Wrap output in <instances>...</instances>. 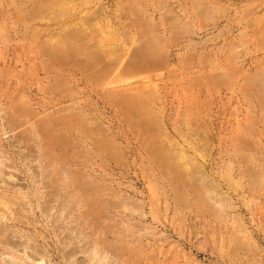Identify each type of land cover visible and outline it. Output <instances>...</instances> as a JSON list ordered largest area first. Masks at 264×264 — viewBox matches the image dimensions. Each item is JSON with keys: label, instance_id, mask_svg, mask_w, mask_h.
<instances>
[{"label": "rangeland", "instance_id": "rangeland-1", "mask_svg": "<svg viewBox=\"0 0 264 264\" xmlns=\"http://www.w3.org/2000/svg\"><path fill=\"white\" fill-rule=\"evenodd\" d=\"M0 264H264V0H0Z\"/></svg>", "mask_w": 264, "mask_h": 264}, {"label": "bare ground", "instance_id": "bare-ground-1", "mask_svg": "<svg viewBox=\"0 0 264 264\" xmlns=\"http://www.w3.org/2000/svg\"><path fill=\"white\" fill-rule=\"evenodd\" d=\"M0 263H2V262H0ZM6 264V263H5Z\"/></svg>", "mask_w": 264, "mask_h": 264}]
</instances>
